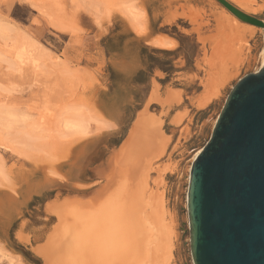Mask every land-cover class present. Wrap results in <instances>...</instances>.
Here are the masks:
<instances>
[{"label": "rangeland", "instance_id": "374dc122", "mask_svg": "<svg viewBox=\"0 0 264 264\" xmlns=\"http://www.w3.org/2000/svg\"><path fill=\"white\" fill-rule=\"evenodd\" d=\"M245 2L243 11L264 19V0ZM0 22V50L12 52L0 61V264H47L56 205L104 183L109 159L128 152L120 145L139 115L137 133L146 135L129 151L126 178L149 170L146 191L162 197L172 229L168 264H193L191 156L231 86L259 69L261 28H246L216 0H0ZM231 27L241 34L230 51L236 61L224 67L230 76L197 107L219 76L215 51ZM74 168L82 171L73 178ZM53 171L61 182L45 184Z\"/></svg>", "mask_w": 264, "mask_h": 264}, {"label": "water", "instance_id": "95a60500", "mask_svg": "<svg viewBox=\"0 0 264 264\" xmlns=\"http://www.w3.org/2000/svg\"><path fill=\"white\" fill-rule=\"evenodd\" d=\"M216 1L264 27L228 0ZM187 216L194 264H264V61L231 86L191 163Z\"/></svg>", "mask_w": 264, "mask_h": 264}, {"label": "bare ground", "instance_id": "6f19581e", "mask_svg": "<svg viewBox=\"0 0 264 264\" xmlns=\"http://www.w3.org/2000/svg\"><path fill=\"white\" fill-rule=\"evenodd\" d=\"M234 1H236L237 3L236 7H238L239 9L241 10L248 9L247 6L248 4H246L245 0H234ZM220 18L225 20V17L223 15H221ZM230 19L235 20L231 16ZM262 20L264 22V19ZM234 22L235 25H237L236 21ZM219 24L220 22H218L217 25L218 27ZM245 25H246L245 27L250 30H253L254 27H256L255 25L247 24V23ZM220 26L224 28L222 20ZM6 29L7 27H5L0 22V35L4 34ZM261 30H262L263 45L261 50V59H260L259 68L261 67L264 61V27L261 28ZM238 34H241V32H239L237 27H235L231 32V39H229L230 37L229 38L226 37L225 40L223 41L224 34L221 33V38H220L221 44L218 45L217 47L218 49L217 51H215L216 52L215 59L213 60V64L216 62L217 63L216 65L220 70L219 76L217 75L218 78L210 77V79L213 81V82L211 81L212 88L211 86L208 85L209 91L205 95V98L198 102L197 107L205 106L209 98H211V95L214 93L216 94V92L218 91L217 90L218 84L220 85L222 80L225 79L227 76L229 78L230 72L228 69L224 70V67L228 61L233 63L236 61V59H234V57H232L231 55H233L234 52L233 49L234 44L235 42L237 43L238 41V40L236 41V38H238ZM0 52H1L0 61H4L5 59H8L12 54L11 50H8L6 54L2 53V50H0ZM210 64L212 63L210 62ZM140 120L141 117L139 115L137 118L138 122H136V124L131 127L128 135H126L127 136L126 139L120 145L119 151L126 148L129 149L128 152H126V155L123 158H118V159L115 158L114 160H112V158L109 159L102 173L105 180L104 183L100 187L96 188V190H94L91 196L83 198L81 201L73 202L72 199H65V201L61 202V204L58 203L56 205V210L54 211V214L57 218L56 219L57 230L55 232L56 234L54 233L52 238H55L56 236L58 238L57 240L51 239L49 241L50 245L54 247L56 246L55 248L54 247L52 248V256L51 254L49 255L47 253H43V257L45 258L44 260L47 264H168L169 263V258H168L169 255L167 253L170 251V248L172 246L171 243L172 238L170 239V236L172 234V229L169 225V222L166 221L164 218L166 212L164 214L165 208L162 201V197L156 194L157 190L156 192H153L154 194H152V192L148 194L146 191V189L148 188L147 176L149 170L147 171L146 168L145 169L142 168L137 173L136 177H133L131 180H127L126 178L125 167L129 163L128 162L129 151L134 150V149L132 150V147H134L132 145L136 139L139 138L140 140L144 141L146 135L144 133L142 137H140L139 134L137 133L138 132L137 128L140 125L139 123L141 122ZM1 122L2 121H0V123ZM161 140L162 138L160 139V141ZM156 141L158 140H155V142ZM201 147L194 152L193 156H191L192 157V160L190 159L191 163L195 159L197 154L201 151ZM139 151L142 152V150ZM118 155H120V152ZM155 156H157L158 159L159 155L154 154V155H150L149 158L146 160H148L149 162V159H154L156 158ZM191 163H190V167H191ZM141 166H138V168L136 169H139V167ZM190 167H189L188 175L186 177L187 187L189 181ZM81 171L80 169H75L73 178L75 176L80 175ZM49 173H50L49 175L46 174L45 176V184L61 182V180H59L58 178L52 177V173H54V171ZM55 175L56 177L60 176L57 174ZM59 178H61V176ZM65 181H67L72 186V184L70 183V181H73L72 177L67 178V180ZM186 209H187V197H186ZM54 242L55 244L53 245ZM8 264H13V263L9 262Z\"/></svg>", "mask_w": 264, "mask_h": 264}]
</instances>
